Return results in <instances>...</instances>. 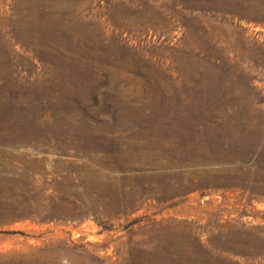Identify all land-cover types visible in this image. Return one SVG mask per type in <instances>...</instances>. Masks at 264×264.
Listing matches in <instances>:
<instances>
[{
  "label": "rangeland",
  "instance_id": "374dc122",
  "mask_svg": "<svg viewBox=\"0 0 264 264\" xmlns=\"http://www.w3.org/2000/svg\"><path fill=\"white\" fill-rule=\"evenodd\" d=\"M171 263L264 264V0H0V264Z\"/></svg>",
  "mask_w": 264,
  "mask_h": 264
},
{
  "label": "bare ground",
  "instance_id": "6f19581e",
  "mask_svg": "<svg viewBox=\"0 0 264 264\" xmlns=\"http://www.w3.org/2000/svg\"><path fill=\"white\" fill-rule=\"evenodd\" d=\"M162 118V117H161ZM162 119H164V118H162ZM159 122V121H158ZM168 122H171V121H168ZM159 124V123H158ZM169 124V123H168ZM161 125V124H160ZM179 125V124H178ZM158 126V125H157ZM162 126V125H161ZM156 127V126H155ZM154 127V128H155ZM159 128V127H158ZM163 128V127H162ZM166 128V127H165ZM164 128V129H165ZM174 128V127H173ZM172 129V128H171ZM170 129V130H171ZM175 129V128H174ZM158 130H160V129H158ZM168 130V129H167ZM163 131V130H162ZM165 131V130H164ZM174 132V131H173ZM180 132V131H179ZM156 133V132H155ZM163 134V133H162ZM170 134V133H169ZM164 135V134H163ZM179 135V134H178ZM178 135H176V136H178ZM171 136V135H170ZM183 136V135H182ZM173 137V136H172ZM180 137H181V135H180ZM188 137V136H187ZM190 137V136H189ZM175 138V137H174ZM182 138V137H181ZM183 138H186V137H183ZM191 139H192V137H190ZM195 139V138H194ZM193 140V139H192ZM198 140V139H197ZM176 140H174V142H175ZM177 141H179L178 139H177ZM176 141V142H177ZM181 141V140H180ZM185 141V140H184ZM183 141V142H184ZM199 142V141H198ZM184 149V148H183ZM171 150H172V148H171ZM174 150V149H173ZM172 150V151H173ZM178 150V149H177ZM181 151V150H180ZM185 152V151H184ZM176 153V152H175ZM178 155V154H177ZM156 156V155H155ZM179 159V158H178ZM186 160V159H185ZM139 166V165H138ZM203 166V165H202ZM134 167H135V165H134ZM150 168V167H149ZM135 170V169H134ZM139 173V172H138ZM154 175V174H153ZM144 176V175H143ZM134 179H136V178H134ZM167 179V178H166ZM137 181H138V179H136ZM128 182H130V181H128ZM152 183V182H151ZM155 184V183H154ZM147 185V184H146ZM153 185V184H152ZM139 187V186H138ZM135 188H137V187H135ZM155 189V188H154ZM152 192V191H151ZM237 192V191H236ZM150 193V192H149ZM173 196V195H172ZM192 197V196H191ZM201 201V200H200ZM188 202V201H187ZM228 208V207H227ZM262 208V207H261ZM106 217V216H105ZM221 219V218H220ZM78 235V234H77ZM30 242V241H29ZM5 243V242H4ZM13 245V244H12ZM7 247V246H6ZM11 247V246H10ZM172 264V263H171Z\"/></svg>",
  "mask_w": 264,
  "mask_h": 264
}]
</instances>
